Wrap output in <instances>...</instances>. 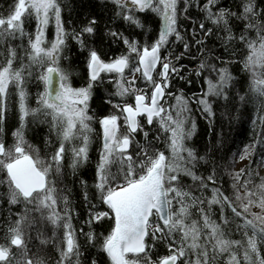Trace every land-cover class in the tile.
Masks as SVG:
<instances>
[{
    "label": "snow or ice",
    "instance_id": "6c2138e0",
    "mask_svg": "<svg viewBox=\"0 0 264 264\" xmlns=\"http://www.w3.org/2000/svg\"><path fill=\"white\" fill-rule=\"evenodd\" d=\"M111 2L116 6L115 16L129 27L143 29L138 14L147 11L159 16L161 27L151 42L110 29L105 35L126 47L125 53L111 58L86 42V36L99 31L95 17L78 31L73 30L71 39L82 51L87 50L88 79L84 87H73L59 63L69 33L58 0H16L11 12L0 16V40L7 51L5 63L0 65V123L6 119L10 85L18 89L19 110L13 142L0 140V173L6 176L8 203L20 208L8 226L5 243L0 244V264H81L84 251L93 248L98 254H106L105 264H220L225 255L226 264H264V215L251 212L253 206L264 211V178L259 185L249 187L254 179L252 169H242L233 176L232 188L237 194L234 198L226 194L218 186L222 169L217 159L223 157H215L211 147L206 146L201 154L195 146H189L197 124L188 115L187 104L179 103L178 96L177 105L165 107L166 97L172 96V79H184L186 66L178 67V62L196 59L195 47L197 53L207 50L194 73L198 78L205 71L209 73L205 78L207 91L195 101L202 105V115L211 122L216 117L214 105L225 112L230 106L238 115L252 106L264 126V8H259L257 0H240L235 11L219 7V0H183L182 5L180 0ZM193 5L203 19L199 23L193 19L190 35L187 31L182 34L181 12L187 18ZM53 18L56 34L48 42L45 30ZM33 19L34 36L25 32V23ZM25 36L28 63L14 69L17 50L7 45L17 39L23 41ZM212 37L224 49L220 55L213 56L214 49L206 43ZM171 45L183 47L175 62ZM164 50L167 56L162 54ZM214 61H219V66ZM233 63L240 66L237 74L231 71ZM33 65L42 69L38 79L44 84V91L36 96V108L29 107L24 91V72L31 77ZM126 72L131 80L125 81ZM136 73H140L144 88L126 86L136 83ZM111 74L119 77L112 95L122 102L107 100L113 112L96 121L102 143L89 187L77 176L89 159L90 134L94 131L95 117L89 114V101L94 86ZM129 96H134V103L126 99ZM37 116L48 121L49 135L54 133L56 137L50 158H42L40 150L26 139L28 118ZM141 134L143 143L137 139ZM155 142H160L163 149ZM257 143L264 144V127ZM249 155L246 147L240 158ZM260 165H264V156ZM245 173L248 179L240 183ZM68 175L73 185L79 180L88 207L79 230L73 224V188L65 184ZM185 178L193 182L187 191ZM240 187L246 195L238 194ZM197 191L200 195H195ZM209 191L210 198L204 195ZM217 205L222 223L211 218ZM193 210H198L199 219L193 218ZM228 210L232 221L226 215ZM231 223H236L242 239L229 238L226 228ZM49 226L51 235L45 236ZM80 237L84 238L83 244ZM160 243L167 245L163 256L154 252ZM90 264L98 261L91 259Z\"/></svg>",
    "mask_w": 264,
    "mask_h": 264
},
{
    "label": "trees",
    "instance_id": "16d2710c",
    "mask_svg": "<svg viewBox=\"0 0 264 264\" xmlns=\"http://www.w3.org/2000/svg\"><path fill=\"white\" fill-rule=\"evenodd\" d=\"M16 0H0V16L6 17L12 10L13 5ZM62 9V20L64 21V26L66 31L69 33V38L67 39V46L63 54V58L59 61L61 68L69 74L70 83L74 87H84L87 83V63L86 56L87 50H81L79 44L71 39V33L73 30H79L88 20L95 17L98 20L99 31L94 36H86V42L89 46H96L103 52L108 54V57L119 56L121 53L126 52V47L122 42H113V37L110 35H105L109 30L122 31L126 36H131L134 39H138L141 42L149 41L151 42L158 36L159 29L161 27V21L157 14L147 11L145 13L138 14L141 22L144 24L143 29L129 27L122 19L115 16L116 6L111 2V0H58ZM240 0H219V7L225 9H230L235 11V5L238 4ZM182 5L183 0H180ZM259 8H264V0H257ZM190 15L185 18V14L181 12L180 16V31L182 34L187 31L190 35L193 28V19H197L199 23L203 17L199 14V9L195 5L189 10ZM207 23V22H206ZM51 28L48 31V36L53 39L55 37V32H53L52 27H55L52 23ZM36 22L35 20H30L25 23V32L35 35ZM200 38H204L203 34H200ZM50 39V41H51ZM206 43L209 47L214 49L213 56L220 55L223 53L224 49L221 47L220 41L216 37L208 38ZM8 48H15L17 50L18 59L14 61V69H19L22 64H27L28 60L27 49L28 40L27 36L21 41L17 39L11 41ZM173 51V56L171 59L175 62V56L183 51L182 45H171ZM193 53L196 55V59L185 58L178 62L177 66L181 64L185 65V69L182 71L184 79L181 80L178 77L172 79V85L170 91L172 96L166 97L167 103L165 107L169 105H177L178 101L176 97H181L179 103H186L189 109L188 115H190L191 120H194L197 124V132L193 139L188 142L189 146H195L198 151L203 154L206 146L211 147L215 157H223V159H217V163L221 166L222 176L218 181V186L226 192V194L235 197L236 190L232 188L233 176L236 173H240L242 169H252V175L254 177L252 185H259L261 178H264V165H260L261 157L264 156V144H259L257 141L262 139V126L257 120V111L249 106L247 110H242L241 114H237L230 106L228 111L225 112L223 107L214 105V110L216 112V117L211 122L202 115V105H198L195 101L199 99L206 91L207 84L205 78L209 76L207 71L201 77H197L194 73L198 69L200 59L207 56V50L202 53H197L195 47L193 48ZM164 56L168 55L167 50L162 52ZM7 57V51L4 41L0 40V65L5 63ZM227 59V56H225ZM219 66V61H214ZM32 76L27 75V71L24 72L25 82L24 91L27 95V103L30 108H36V96L38 93L44 91L43 82L39 81L38 76L41 74L42 69L33 65ZM231 71L233 74L240 72V66L233 63L231 64ZM104 75V74H102ZM131 75L126 72L125 76ZM214 76L215 74H211ZM117 78L115 74L108 75L105 81L101 84H97L93 88L92 97L89 101V114L95 117L92 123L94 131L90 134L91 142L89 144V159L88 161L79 169L78 178H82L87 181L89 187L93 184L94 169L99 159V150L102 143V132L99 124L96 122L104 115H108L113 112L112 104L106 101L111 99L112 103L122 102L120 97H115L112 94L117 88ZM190 81V82H189ZM135 86L139 88H144V82L140 79V75L136 79ZM129 102L134 100V96H129ZM29 124L26 128V139L33 146V148L39 149L42 158H50L52 145L56 144V137L53 133L49 135V123L42 116H37L36 118L29 117ZM255 121V123H254ZM19 127V110H18V89L14 85L9 87V97L7 103L6 119L3 123H0V128L3 131L0 132V140H4L6 143L11 144L13 142L12 133ZM147 130V129H146ZM155 129L150 133V139L153 137ZM138 140L143 143L142 134L137 137ZM51 141V144L48 143ZM78 143V142H77ZM158 148L163 149V145L160 142H155ZM249 147L251 155L246 156L248 161L242 169L236 170L235 167L241 159V155L244 154V149ZM67 163V162H66ZM66 168V172H67ZM203 172V168L200 169ZM248 179L247 173L241 176V181ZM65 184L73 188V193L70 196L72 214H73V224L79 230L83 225L84 219L87 218L88 207L84 204L81 192L83 191L82 186L77 180L76 184H72V178L70 175L66 176ZM185 190L187 191L188 185L193 184L191 178H185L184 180ZM255 191V188H253ZM7 193V183L6 176L0 173V244L5 243V235L9 224L16 219V214L20 211L17 206L10 205L6 198ZM238 194L241 196L246 195L243 187H240ZM195 195H200V192H195ZM208 198L211 197V193H204ZM240 203V202H237ZM243 203H247L244 201ZM261 211L259 206H253L251 212L254 210ZM77 213L79 217L77 218ZM214 215L211 217L216 220L217 223H222L220 221V210L219 206H214ZM256 214V213H255ZM229 220L232 221V216L230 210L226 212ZM193 218L199 219L198 210H193ZM250 218V217H249ZM236 223H239L237 221ZM236 223H231L230 226L226 228L231 239H242L241 232L236 230ZM202 224V221H201ZM107 223L104 224V228H107ZM103 229H98L102 231ZM87 231V229H85ZM33 237H35V232H33ZM50 226L45 232V236H50ZM37 241H33L36 243ZM80 242L84 243V238L80 237ZM159 256H163L167 253V245L165 243L158 244L157 248L154 250ZM53 255H56L53 253ZM242 250L239 253L242 259ZM58 259V255L56 256ZM91 259H96L98 264H105L107 261L106 254H98V250L93 248L88 251H84V255L81 257V264H90ZM193 259L195 257L193 256ZM227 256L220 258V264H226ZM110 264V262H108Z\"/></svg>",
    "mask_w": 264,
    "mask_h": 264
},
{
    "label": "rangeland",
    "instance_id": "374dc122",
    "mask_svg": "<svg viewBox=\"0 0 264 264\" xmlns=\"http://www.w3.org/2000/svg\"><path fill=\"white\" fill-rule=\"evenodd\" d=\"M52 23H54V25H55V20H54V18L52 19V21L49 23V25H48V27H47V29L45 30V39H46V41H48V42H50V37L48 36V31H49V29L51 28V24ZM52 30H53V32H55V34H56V29H55V27H52ZM55 37H53V39H54ZM53 39H51V41L53 40ZM140 75V73H136V77H138ZM132 79V76L131 75H128V76H125V81H127V80H131ZM117 80H119V77L117 78ZM126 86H128V87H130V88H137L136 86H135V84L134 85H126ZM74 87V86H73ZM138 89H139V87H138ZM247 161H248V158H244V159H240L239 160V162H238V164L236 165V167H235V169L236 170H239V169H242L243 168V166H245L246 165V163H247ZM262 173H264V172H262ZM254 213H256V214H258V215H264V211H259V210H254Z\"/></svg>",
    "mask_w": 264,
    "mask_h": 264
},
{
    "label": "flooded vegetation",
    "instance_id": "af4514ba",
    "mask_svg": "<svg viewBox=\"0 0 264 264\" xmlns=\"http://www.w3.org/2000/svg\"><path fill=\"white\" fill-rule=\"evenodd\" d=\"M130 103H134V100L132 102H130Z\"/></svg>",
    "mask_w": 264,
    "mask_h": 264
}]
</instances>
